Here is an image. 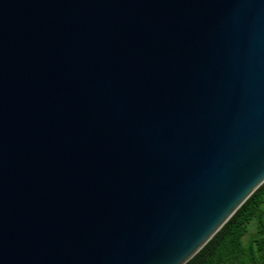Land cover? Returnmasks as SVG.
Segmentation results:
<instances>
[{
    "label": "water",
    "instance_id": "water-1",
    "mask_svg": "<svg viewBox=\"0 0 264 264\" xmlns=\"http://www.w3.org/2000/svg\"><path fill=\"white\" fill-rule=\"evenodd\" d=\"M264 183V0H0V264H185Z\"/></svg>",
    "mask_w": 264,
    "mask_h": 264
},
{
    "label": "trees",
    "instance_id": "trees-1",
    "mask_svg": "<svg viewBox=\"0 0 264 264\" xmlns=\"http://www.w3.org/2000/svg\"><path fill=\"white\" fill-rule=\"evenodd\" d=\"M185 264H264V183Z\"/></svg>",
    "mask_w": 264,
    "mask_h": 264
}]
</instances>
